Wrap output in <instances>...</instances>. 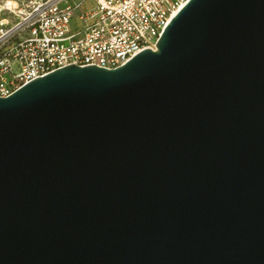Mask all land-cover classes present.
I'll list each match as a JSON object with an SVG mask.
<instances>
[{"label":"water","instance_id":"1","mask_svg":"<svg viewBox=\"0 0 264 264\" xmlns=\"http://www.w3.org/2000/svg\"><path fill=\"white\" fill-rule=\"evenodd\" d=\"M0 264H264V0L0 96Z\"/></svg>","mask_w":264,"mask_h":264},{"label":"built area","instance_id":"2","mask_svg":"<svg viewBox=\"0 0 264 264\" xmlns=\"http://www.w3.org/2000/svg\"><path fill=\"white\" fill-rule=\"evenodd\" d=\"M27 0L0 23V96L69 65L113 68L155 44L188 0Z\"/></svg>","mask_w":264,"mask_h":264},{"label":"rangeland","instance_id":"3","mask_svg":"<svg viewBox=\"0 0 264 264\" xmlns=\"http://www.w3.org/2000/svg\"><path fill=\"white\" fill-rule=\"evenodd\" d=\"M22 0H0V23L8 25L18 18V11L24 7Z\"/></svg>","mask_w":264,"mask_h":264},{"label":"crops","instance_id":"4","mask_svg":"<svg viewBox=\"0 0 264 264\" xmlns=\"http://www.w3.org/2000/svg\"><path fill=\"white\" fill-rule=\"evenodd\" d=\"M26 1H27V0H22L21 2L24 3V2H26ZM87 3H88V4H91V3H92V0H88Z\"/></svg>","mask_w":264,"mask_h":264},{"label":"bare ground","instance_id":"5","mask_svg":"<svg viewBox=\"0 0 264 264\" xmlns=\"http://www.w3.org/2000/svg\"><path fill=\"white\" fill-rule=\"evenodd\" d=\"M19 11H20V10H19ZM19 11H18V12H19Z\"/></svg>","mask_w":264,"mask_h":264}]
</instances>
